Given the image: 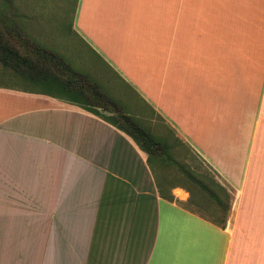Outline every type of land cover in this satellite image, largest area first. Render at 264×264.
<instances>
[{"label":"crops","instance_id":"1","mask_svg":"<svg viewBox=\"0 0 264 264\" xmlns=\"http://www.w3.org/2000/svg\"><path fill=\"white\" fill-rule=\"evenodd\" d=\"M73 31L147 109L120 112L172 130L229 210H192L109 112L0 66L25 85L0 86V264H264V0H78Z\"/></svg>","mask_w":264,"mask_h":264},{"label":"rangeland","instance_id":"2","mask_svg":"<svg viewBox=\"0 0 264 264\" xmlns=\"http://www.w3.org/2000/svg\"><path fill=\"white\" fill-rule=\"evenodd\" d=\"M78 7V0H0L2 14H19V22L28 35L33 38V30L42 37L44 45L62 53L67 60L73 61L72 66L91 76L98 83L104 81L102 90L108 93L110 99L116 103L122 111H127L131 106L141 111L147 110L140 98L129 91L119 80L115 79L112 72L102 63V60L94 54L74 33V21ZM96 70V71H95ZM0 77V86L22 87L24 83L5 74ZM100 84V83H98ZM112 91L109 93L108 89ZM132 104V105H131ZM103 111V110H102ZM136 123L151 134L157 144L156 159L168 182L182 183L191 192L188 206L207 218L214 219L221 215V211L209 193L194 183L189 176L200 181L202 185L213 189L220 200L225 204L226 196L212 185V180L220 183L229 190V186L223 183L218 175L205 164L183 142L174 139V132L166 129L160 136L152 134L154 128L151 122L136 120ZM150 161L154 166L155 158L150 155ZM178 194L185 198L182 190ZM177 194V195H178ZM178 195V196H179Z\"/></svg>","mask_w":264,"mask_h":264},{"label":"trees","instance_id":"3","mask_svg":"<svg viewBox=\"0 0 264 264\" xmlns=\"http://www.w3.org/2000/svg\"><path fill=\"white\" fill-rule=\"evenodd\" d=\"M20 17L17 13L5 15L0 11V66L28 82L40 83L49 90L64 92L76 101L92 107L89 109L92 112H96L93 108L109 112V122L132 137L148 156L156 157L157 144L151 134L144 131L134 118L122 114L116 103L87 76L73 71L57 54L40 47L32 37H28L18 20ZM189 177L215 201L221 215L214 218V222L223 226L231 201L227 188L212 180V185L225 194L224 204L213 189ZM187 192L191 198L190 190Z\"/></svg>","mask_w":264,"mask_h":264}]
</instances>
